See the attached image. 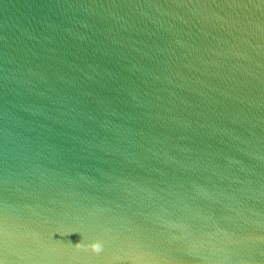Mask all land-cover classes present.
Instances as JSON below:
<instances>
[{
    "label": "water",
    "instance_id": "95a60500",
    "mask_svg": "<svg viewBox=\"0 0 264 264\" xmlns=\"http://www.w3.org/2000/svg\"><path fill=\"white\" fill-rule=\"evenodd\" d=\"M0 264H264V0H0Z\"/></svg>",
    "mask_w": 264,
    "mask_h": 264
}]
</instances>
